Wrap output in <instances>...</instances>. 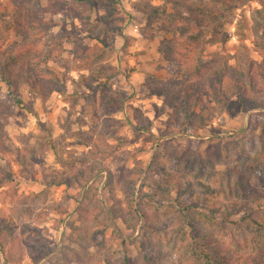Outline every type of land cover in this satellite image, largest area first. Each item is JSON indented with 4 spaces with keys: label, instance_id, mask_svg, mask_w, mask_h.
I'll return each instance as SVG.
<instances>
[{
    "label": "rangeland",
    "instance_id": "rangeland-1",
    "mask_svg": "<svg viewBox=\"0 0 264 264\" xmlns=\"http://www.w3.org/2000/svg\"><path fill=\"white\" fill-rule=\"evenodd\" d=\"M3 1L8 6L5 22L12 26L10 37L18 41L26 40L27 36L36 37L35 33L24 36L22 31L24 23L36 13L37 0ZM122 1L128 19L122 34L113 39L107 59L115 71L107 89L112 102L106 105V101L98 104L97 98L94 99L97 103L90 98H76L74 81L80 74H88V70L72 69L54 60L47 66L64 73V92L53 91L45 103L31 99L24 92L27 106H13L9 116L0 118V226L11 231L7 234V244H13V252L23 253L22 261L17 264H119L126 251L132 264H178L176 256L180 251L172 249L166 239L162 241V236L153 234L144 222L156 221L189 232L187 219L201 213L200 209L186 207L193 196L190 192L181 191V194L175 188L167 196L162 191L154 193L151 200L142 202V208L139 205V194L154 192L150 184L167 171L157 162L178 170L175 164L161 160L163 146L172 139H176L180 149L191 146L202 152L209 146L228 144L226 150L220 149L224 157L216 162L215 171L235 173L240 185L220 194L218 200L210 199L209 203L227 212L226 201L234 198L253 208L252 218L262 215L264 220V108L246 115L220 113L212 119L209 130L196 135L183 132L174 120L172 109L161 98L148 95L143 86L151 76H167L175 65L159 52V46L171 37L168 30L174 23L171 12L175 7L202 3L213 9L217 0ZM177 1H180L178 5ZM38 2L46 4V0ZM258 6V0H250L245 6L227 10L220 18V33L225 41L213 43L211 36H207V52L234 55L244 42L250 55L259 62L262 55L253 46L251 33L252 13ZM155 10L158 12L153 13ZM96 16L94 13L93 18ZM71 22L68 21L70 28ZM74 22L80 23L78 19ZM59 28L54 26L55 30ZM66 47L63 54L68 56L71 44ZM95 92L97 89L87 91L91 95ZM0 99L6 101L5 107L11 100L4 83H0ZM120 99H123L122 108L114 110ZM97 134L115 146L101 160L103 171L83 188L67 186L62 180L77 181L78 171L85 170L82 160ZM117 137H123L121 142H117ZM139 164L144 168L130 200L125 183L132 176V168ZM177 174L179 181H196L191 174ZM202 181L214 187L219 185L218 181ZM170 182L174 187L179 184ZM80 207L83 218L78 212ZM219 223L224 227V222ZM210 229L207 232L237 248V253L251 255L264 264V227L258 229L252 221H246L230 224L227 229ZM0 264H12L1 250Z\"/></svg>",
    "mask_w": 264,
    "mask_h": 264
},
{
    "label": "trees",
    "instance_id": "trees-1",
    "mask_svg": "<svg viewBox=\"0 0 264 264\" xmlns=\"http://www.w3.org/2000/svg\"><path fill=\"white\" fill-rule=\"evenodd\" d=\"M249 1L217 0L213 9L202 3L195 6L186 4L175 7L171 12L174 20L168 30L171 37L159 46V52L166 61L175 62V65L167 76H151L143 86L148 95L161 98L172 109L174 120L181 125L183 132L198 135L209 130L212 119L220 113L230 116L246 115L249 111L264 108V0H258L259 6L252 13V43L262 55L259 62L253 59L244 42L234 55L208 53L205 43L207 36H211L213 43L224 42L225 37L220 33V18L225 16L227 10L245 6ZM36 2V13L24 23L22 34L37 35L18 41L10 37L12 26L4 19L8 6L0 0V24L4 23L0 29V83L7 86L11 98L6 104L7 108L3 105L6 101L0 99V118L9 116L13 106H27L23 98L24 92L31 99H39L42 103L47 101L53 91L64 92V73L47 66L48 62L54 60L72 69L88 70V74H80L79 79L74 81L77 84L76 98H97L98 104L106 101L108 105L113 101V97L108 95V83L115 76V71L107 59L113 49V39L122 34L128 19L123 1L46 0L44 6L38 0ZM94 13L97 14L95 18ZM45 15L49 17L45 18ZM75 19L80 23L76 24ZM69 20L72 21L69 24L71 28L68 26ZM55 25L60 28L55 30ZM68 44L71 47L68 49L69 55L65 56L63 53ZM91 89H97V92L92 93L93 95L87 93ZM94 101L97 103V100ZM122 105L123 99H120V104L114 105V110L121 109ZM122 139L123 137H117V142ZM90 146L87 157L82 160L85 170L78 171L77 181L73 182L70 178L62 180L67 186L85 187L98 172L103 171L101 160L115 150V146L110 145L100 134L96 135ZM228 147V144L219 143L202 152L198 147L191 146L180 149L176 139L167 141L161 150V160L175 164L178 170L168 169L163 162L155 161L156 164H161L158 165L161 169L167 171L160 174V180L150 184L154 192L139 194L141 208L142 202H148L154 193L160 191L167 196L176 188L180 193L190 192L193 196L186 207L200 209L201 213L187 217V224L191 227L189 232H183L180 227L162 226L156 221L144 222L153 234L158 238L162 236V241L166 239L172 249L180 251L176 256L178 264H259L255 257L237 253V248L224 244L214 238L212 232H207L211 230L210 227L227 229L230 224L246 221H252L258 229L264 227L263 216L252 218L250 213L253 208L247 203L226 198V202H229L227 212L221 211V208L215 209L209 203L210 199L218 200L220 194L232 191L236 184L240 185L235 173L221 171V174H217L215 171L216 162L224 157V152L220 149L226 150ZM30 153L34 154L32 149ZM21 163L24 164L23 158ZM143 168L140 164L132 168V176L126 179L125 193L130 200L134 198L135 187ZM180 172L191 174L196 181H179L177 173ZM204 179L208 182L218 181L219 185L214 187L202 181ZM170 181H178L179 184L174 187ZM78 212L83 218V207ZM234 215L238 217H232ZM219 222H224V227ZM10 232L7 226H0V250L4 252L7 262L17 264L22 261L23 253H14L11 248L13 244H7V234ZM119 264H132L127 251Z\"/></svg>",
    "mask_w": 264,
    "mask_h": 264
}]
</instances>
